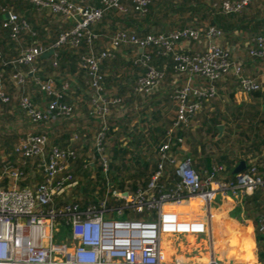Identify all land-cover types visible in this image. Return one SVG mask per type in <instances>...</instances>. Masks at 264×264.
Listing matches in <instances>:
<instances>
[{"label":"built area","instance_id":"obj_1","mask_svg":"<svg viewBox=\"0 0 264 264\" xmlns=\"http://www.w3.org/2000/svg\"><path fill=\"white\" fill-rule=\"evenodd\" d=\"M30 1L37 10H51L75 21L74 29L63 34L55 46L72 38V45L77 47L83 33H86L88 41L91 42L97 36L90 28L99 23L111 8L125 11V0H101V6L96 8H84L70 0ZM252 1L226 2L223 7L227 12H239ZM134 2L137 10L144 12L150 0ZM2 12L7 16L2 27L9 30L11 41L18 40L23 32L31 31L34 34L32 24L25 17L12 14L6 8ZM202 38L209 42L204 53L176 58L177 69L187 73L188 79L172 94L173 100L179 104L176 119L167 130L166 141L157 149V170L148 188L133 196L118 192L112 194L125 200L123 207L110 209L108 201L103 200L99 206L85 209L77 205L55 208L56 197L69 192L77 181L71 171L77 156L70 147L64 149L54 146L48 150V138L44 134L28 133L22 137L16 148V153L29 162L38 160L37 168L44 173V181L35 188L21 187L20 184L26 180L24 173L0 158V264H189L184 260L166 262L161 246L162 237L178 231L197 232L201 228L204 233L205 215L208 213L207 196L213 187L214 191L232 196L235 204L233 209L241 197L253 196L260 191L264 193V178L258 176L261 166L255 161L250 162L245 172L238 174L234 182H228L223 179L227 171L222 167L215 168L207 180H204L195 170L193 159L183 155L187 140L185 133L191 129L203 104L219 96L216 84L222 79L233 75L238 82L237 94L243 96L264 89L256 80L243 74L240 64L231 62L229 53L220 45L223 39L221 30L216 27H210L206 31L185 29L170 36L148 35L144 38L120 32L112 39L111 45L114 50L123 44H131L141 49H147L150 45H162L171 52L175 51L178 44L192 40L201 43ZM256 44V47L250 48L251 56L264 58V37L258 38ZM49 51L50 49L42 46L27 48L13 64L32 66ZM108 55L111 54L108 52ZM84 61V68L89 70L93 78L92 86L96 91L92 114L100 119L101 126L96 136V152L103 160V172L107 175L110 172L105 155V138L110 129L107 125L110 115L108 106L119 104V100L107 101L101 84L98 59L92 55L84 58ZM140 63L147 68V72L138 80L135 89L138 94L150 95L160 88L164 74L150 65L149 56H144ZM52 66L57 68L56 60L52 62ZM34 72L33 68L30 75L33 76ZM197 77L203 78L210 85L207 88L200 87L195 81ZM15 79L19 84L25 81L23 75H17ZM36 82L54 100L44 113L37 109L31 99H23L22 108L32 122H41L50 116L57 119L73 115V106L61 102L62 95L54 90L52 78L45 82L36 79ZM66 88L67 86L64 87L65 90ZM0 97L4 103L9 102V98L2 91ZM77 138L75 135L74 139ZM171 175H176L179 180L168 189V185L162 180L168 181ZM193 202L198 204L197 210H182ZM126 209L146 218L119 219L118 217L125 215ZM110 213H114L116 217H111ZM185 213L195 221L203 220V224L184 222L182 219ZM256 222L258 233L264 237V213L257 216ZM240 223L242 226L246 225L243 220ZM258 264H264V259Z\"/></svg>","mask_w":264,"mask_h":264},{"label":"trees","instance_id":"obj_2","mask_svg":"<svg viewBox=\"0 0 264 264\" xmlns=\"http://www.w3.org/2000/svg\"><path fill=\"white\" fill-rule=\"evenodd\" d=\"M239 1L240 0H150L146 10L142 12L137 10V5L134 0H125V11L111 8L105 14L103 19H106L110 15V19L112 18V20H114V24L121 25L119 28H113L111 34V36H113L112 39L120 32L144 38L148 35L170 36V34L176 31L185 29H202L206 31L210 27H216L223 32V39L220 45L229 53L231 62L234 64H240L243 74L246 75L250 72V64H253V62L264 61V58L253 57L250 54V48L257 46V39L264 37V10H258V13L251 17L246 13V10L253 5L264 7V0H253L247 7L239 12L225 11L223 5L226 2ZM1 6H6V9L8 7L7 10L12 14L20 15L23 13L28 15V13L32 12L42 14V16H40L41 22L38 23L36 28H33V31L39 33L40 38L45 41L44 46H42L44 48H49L46 46H50L51 44L56 45L60 37L63 34L72 31L76 25V23L72 21H68V24L66 25L53 24L52 17H59L60 14H55L51 10H37L30 0H0V8H2ZM249 18H252L250 22ZM26 19L30 22L28 18ZM103 19L99 23H102ZM4 21V13L0 9V72L2 74V77L0 78V91L4 92L9 98V102L4 103L0 97V114H11V119H15L12 117L13 114L19 112L25 120L27 119L29 121L31 126H39L44 129H48L50 126L57 123H61L63 126L68 123L71 117L76 113V106L69 101V96H71L69 94L71 91V80L68 79L69 76H71V78L72 76L73 78L75 77L76 82H78L79 85L81 84L82 86L87 87V89L90 88L91 98L94 100L96 91L92 86L93 78L90 75L89 70L84 68V58L91 57L93 55L92 53H94V57L99 61V74L102 77L101 84L107 101L110 102V100L114 99L119 100V104L117 105H122L125 101H123L120 96L110 97V95H108L106 85L108 81L112 80V78L104 71L106 67H108L110 71L115 70L112 76L115 78L118 77L119 80L123 78V75L121 74L123 71H131L137 75L136 81L138 83V80L144 77L147 72V68L140 63L141 59L144 56H149L150 65L164 74L162 84H171V90H175L180 88L188 79L187 73L181 72L177 69V56H195L198 53H204L209 44L206 38H202L200 42H205L206 45L204 51H192L191 49L182 48V46L186 44H201L192 40L188 43L178 44L175 51L171 52H169L165 46L150 45L147 49H144L143 54H137V56H133V58L124 60L117 56L119 50H111V52H109L111 55H108L106 50L103 51L99 48L98 39L100 33L97 32L96 34L95 31V26L98 25V23L90 28V31L97 36V38H93L91 42L88 41L86 33H83L82 37L79 38L80 43L77 47L72 45V38H70L66 43L58 46L54 45L52 47L55 51L54 56L49 58L42 56L38 58L32 66L21 64L15 65L13 62L16 61L27 48L35 47L29 40V34L31 35L32 32L27 31L22 33L26 36V42H28V47L22 53L21 51H9L8 40L11 41L10 32L9 30L3 29L2 22ZM248 22L249 24H247ZM175 23L179 26L177 29H165V26L170 27L171 24L174 25ZM202 25H204V27H202ZM44 28L48 29L45 30ZM243 30L253 32L252 38L242 41L243 45L244 43L247 44V48L245 47L244 50L237 46L238 41L241 42L237 32ZM44 36H48V40H45L44 38L46 37ZM203 36L205 37V32L203 33ZM126 47L136 51V49H134L136 46L131 44H123L119 49L121 50ZM237 50L242 53L241 58L236 57ZM54 60L57 61L59 68L57 67V69L52 70L50 62H53ZM33 68L35 69V72L34 75L31 76L30 71ZM120 70L122 71L119 72ZM17 75H23L25 77L23 84H19L18 80L15 79V76ZM66 77H68L67 80ZM49 78L54 80V90L62 95L61 102L73 106L74 112L72 116L58 117L57 119H52L50 116L46 120L34 123L28 113L22 108L21 102L23 99L29 98L38 110L46 113L49 104L54 100V97L43 92L40 89L39 84L36 82V79L45 82ZM227 80H234L235 88H233V91L236 93L238 82L233 75H227L222 81L216 84L219 94H222V85L228 82ZM195 81H197V85L202 88H207V86L210 85L206 80H203V78L200 77H197ZM65 86H67L66 90L64 89ZM34 89H36L39 95L42 96L44 101H46V107L35 103L31 94ZM159 89L160 88L155 90L152 94L158 92ZM136 94L146 96L144 94H138L137 92ZM239 95L243 97L242 94ZM249 95L250 100L248 101L244 100L242 97L241 99H238L231 96V98L234 99L232 100L231 105L222 101H216V99L204 103L201 111L196 115L194 120L195 131L193 132L190 129L185 133L186 139H188L190 143V149L186 154L188 153L187 155H190L193 159L195 170L204 179H207L215 168L222 167L226 171L232 173L234 165L241 161L249 164L254 158L264 153V92L258 90ZM16 99L19 100L17 101V105L19 104V110L14 103ZM174 103L178 110L179 104L175 100ZM108 107H110L109 114L113 108H116L114 105L110 104ZM92 111L93 108L90 109L87 115L88 117L90 116L89 119L93 118L91 120H95L98 125L94 140L92 141V137H88V143L90 144V142H93V151L91 153L92 161L95 164L93 167H90L88 164L86 167L84 166L88 160H86L85 152H82L81 135L78 134L77 139H74L73 136V141L71 143L68 142V144H61L58 141L52 143V137L48 131L39 133L44 134L48 138V150L54 146L67 149L69 145L70 149L74 151L77 156L76 161H79V159L84 161V163L81 162L75 168V170L82 175L80 178L81 180H77L78 177L75 176L77 181L70 188V191L73 189L72 191H75L76 193L68 194L69 192H66L57 196L54 204L57 209H60L65 205H77L81 209H85L90 206H99V203L103 200L108 201V207H110V209H118L123 207L126 202L125 200L113 197V192L121 191L133 196L138 191L146 190L150 184L152 176L157 170L156 164L144 161L143 156L141 155H136V158L133 160L131 158L133 152L121 148L120 142L117 139L113 142L114 144L111 149L112 156L110 158V155L108 156L107 153L109 151V148L107 150V146L108 142L110 143V131L113 133V130L109 129L105 138V155L110 166V172L105 175L102 166L103 160L96 152V136L101 129L100 119L92 114ZM168 117H170L169 113L164 116V118L162 113L159 118L153 115V118L157 123H161V126L154 128L155 132H150L151 138L144 140V137H142L145 141L144 143H148L150 147L154 148L156 147L155 145L162 144L166 141L167 130L175 121L171 122ZM109 119L110 115L107 118V125H109L110 128ZM226 123L230 125V128H227ZM220 125H225V133L221 137H219L218 130ZM196 136L199 137L198 140H196ZM21 139L22 138H19L18 142L15 141V139L11 140L12 143H9L10 140H6V142H8L7 145L3 143V145H5L3 149L6 151L0 150V158H4L9 166L22 171L27 180L29 178V160L20 157L16 153V148L20 144ZM205 140H209L210 147L204 142ZM140 143H138L137 148L141 147ZM216 148L218 149L217 153L214 152L217 150ZM4 155H10L11 157L8 158V156L5 157ZM33 162L34 169L43 177V180L40 182L42 183L44 181V173L37 168L38 160ZM112 171L117 172L116 177L112 178ZM171 176L168 181L165 179L162 180V182L168 185V189H171L179 180L176 175ZM258 176L264 178L263 167H260ZM96 179L97 183H94V180ZM234 181L235 176L232 174L230 179H228V182ZM26 184L22 182L20 186H27ZM257 194L247 197L246 204H254L253 210L251 207L250 211L262 214L264 213V205L259 203V197ZM110 216L116 217L114 213H110ZM125 216L126 218L131 219L146 218V216L138 214L130 209L125 210ZM151 219H154V214H152ZM262 241H264V238ZM262 254L261 259L264 257V253Z\"/></svg>","mask_w":264,"mask_h":264},{"label":"crops","instance_id":"obj_3","mask_svg":"<svg viewBox=\"0 0 264 264\" xmlns=\"http://www.w3.org/2000/svg\"><path fill=\"white\" fill-rule=\"evenodd\" d=\"M70 1L78 6L81 7L83 6L84 8H96L99 7L101 3V0H70ZM1 7H2L0 8L1 11L3 8H6V6H1ZM258 10H264V7L262 6L257 7L253 5L252 7H249V9L247 8L246 13L250 15L249 17H251V16H255V14L258 13ZM19 16L28 18L30 20V23L32 24V27L34 28L38 26L39 22H41L40 16H42V14H37L36 12H32V13H28V15L22 13ZM6 18L7 16L4 14V20H6ZM52 18H59V20L62 22L61 25L68 24L67 23L68 21L75 22L72 19H67L66 16H63L61 14L59 17H52ZM251 19L252 18H249V22L251 21ZM249 22L247 24H249ZM113 24H114V20H112V18L110 19V15H109L106 19H103L102 23H99L98 25L95 26L96 34L97 32L100 33L99 35L100 37L98 39V46L103 51L106 50L107 52H111V50H114L111 45V41L113 37L111 36L112 30L114 27L117 28L121 27V25H117L116 23L114 25ZM178 27L179 26L177 23H175L174 25L171 24V26L167 30H175ZM202 27H204V25H202ZM44 29L46 30L48 28H44ZM33 32L35 35L29 34L30 36L29 40L31 41L29 42L31 44L33 43L32 45L34 46H44L45 41L42 38H40L39 36L40 34L37 33L36 31ZM252 34L253 32L244 31V30L237 32V35L241 40V42L238 41L237 46L240 47V49L242 50H244L245 47L247 48V44L244 43L243 45L242 41L249 40L250 38H252L253 36ZM44 37H46L44 38L45 40H48V36H44ZM26 41H27L26 36L24 34H21L18 40H12V41L8 40L9 51L12 52L21 51L22 53L28 47L27 45L28 42ZM54 45L55 44L46 46L49 47L48 49H50V51L47 54L53 51L51 55L46 57L49 58L55 55V51L52 48ZM205 47H206L205 42H202L201 44L193 43L191 45L186 44L182 46V48L191 49L192 51H198V50L204 51ZM134 49H136L137 52L135 50L133 51L132 49H129L128 47L122 48L121 50L117 49L119 50L117 56L125 60V59L133 58V56H137V54L144 53V49L138 47H134ZM92 54L94 55V53ZM241 55L242 53L239 50H237L236 57L241 58ZM50 63L52 70L57 69V68H53L52 61ZM57 67L59 68V65ZM250 67H251L250 72L247 73L246 75L253 78L254 80H257L264 88V61H259L256 63L253 62V64H250ZM104 71L112 78V80L108 81L106 85L107 88L106 90L108 92V95H110V97L120 96L121 99L125 101L122 105H114L116 108H113L112 111L110 112V119H109L110 127L113 129L114 135H119V134L122 135L124 131L129 130L128 120H130L132 116L143 117L142 120L145 121L146 123H149V127H148L149 132L152 131L155 132L154 128H156L157 126L158 127L161 126V123L160 124L157 123L156 120L153 118V115L159 118L162 113L164 118V116H166L169 113L170 121L172 122L175 120L177 109L174 100H172V94L174 90L173 89L171 90L172 88L171 84L170 85H166V83L162 84L158 92H156L155 94L140 96L137 95L135 91L137 85V81H136L137 75H135L131 71H123V73H121L123 75V78L119 80L118 77L115 78L112 76L115 70L110 71V69L106 67ZM121 71L122 70H120L119 72ZM67 78L68 77H66V80ZM68 79L71 80V91L69 93L71 96H69V101L76 106V113L71 117L69 122L64 124L63 126L61 123H57L50 126L48 129H44L39 126L33 127L31 126V124L27 119L25 120V122L27 123L26 128L25 125L24 126L18 125L17 127H14L15 126L14 125L12 127V125L2 126V124H0V150L6 151L5 149H3L5 146L3 145V143H5L6 145L8 143L6 142V140H10L9 143H12L11 140L14 139L15 141L18 142L19 141V139L17 138L18 136L22 138L28 133H42L44 131H48L50 136L52 137L51 138L52 143L54 142L56 143L58 141L61 144L62 143L68 144V142L71 143L73 141V136L79 134L81 135L82 152H85L86 160H88V162L84 166L86 167V165L88 164L90 167H93L95 165L94 162L92 161V154L87 153L88 151H90L91 153L93 151V142H90L91 145H89L88 137L90 136L92 137V141L94 140V136L96 134L97 131L96 129L98 126L96 124V121L91 120L93 118L89 119L90 116L88 117L87 115L90 109L93 108L91 90L90 88H88L89 89L88 90L87 87L82 86L81 84L79 85L78 82H76V78L75 77L73 78V76L72 78L71 76H69ZM262 91L264 92V89ZM31 94L33 99L35 100V103L43 107L47 106L46 101H44V99L42 98V96L39 95L36 89H34ZM235 94H236L235 98L241 99L242 96L237 94V91ZM242 98L245 99L246 96H243ZM17 109L19 110V104L17 105ZM8 126L11 128H8ZM93 128H95V131H93L94 130ZM194 129H195V123H193L191 127V131H194ZM223 134L224 132L222 134L219 133L220 135L219 137H221ZM160 144H157L156 147L153 148L154 149L153 157L155 158L154 164H156L157 148ZM187 151L188 149L186 146L183 155L190 157V155H187L188 153L186 154ZM4 156L5 157L8 156V158L11 157L10 155H4ZM143 159H145V157H143ZM81 162L84 163V161L79 159V161L74 162L71 167V171L74 173L75 176H78L79 174L75 170V168ZM33 163L34 162L31 161L28 163L29 178L24 181V183L25 184L27 183L26 185L31 188H35L43 180V177L40 176V174H38L37 171L34 169ZM240 163L234 165L233 167L234 169L232 173L227 171L226 174H224L223 179L225 181H228V179H230V176L232 174L235 177L238 175V174H234V170ZM214 189L215 188L213 187L212 191H210V193L207 196L208 213L205 215L206 222L210 223L209 225L210 229L207 230L206 234L209 237L211 236V241L209 240L208 237H207L208 240H205L206 238L204 239L197 237L193 238V236H190L191 238L189 239V243L194 245L191 246L190 247L191 250H189L190 252H192V255L187 256L188 258L182 257L179 260H184L189 264H258V262L262 261L261 259L263 255L262 253H264V241H262L264 237L261 236L257 231L256 220H257V216L259 215V212L254 213L252 216L250 207H252V205L254 206V204L247 205L246 204L247 197L245 198L241 197L243 201L242 207L244 208L245 213L248 214L245 217L242 216L244 214L243 208L233 209L232 205L234 203V199L232 197L229 196L228 198H225V196H222V194L219 193L218 191H214ZM72 190L71 191L69 190L68 194H70ZM114 192L122 193L124 195L128 194L126 192H121V191H114ZM257 195L259 197V203L264 205V193L260 191L258 192ZM214 204H215V208L213 207ZM183 208H184L182 209L183 211L188 212L185 206ZM242 220L245 221L246 223L245 226L241 225L240 222ZM171 236L172 235H163L162 237V245L164 252H167V250L176 249L177 247ZM196 240L199 241V243H197ZM165 261L167 262V260Z\"/></svg>","mask_w":264,"mask_h":264},{"label":"rangeland","instance_id":"obj_4","mask_svg":"<svg viewBox=\"0 0 264 264\" xmlns=\"http://www.w3.org/2000/svg\"><path fill=\"white\" fill-rule=\"evenodd\" d=\"M52 22H54V24H62V22L59 20V18H52ZM36 27H34V28H36ZM165 29L167 30V29H169V27L165 26ZM233 81L234 80H231V81L229 80L228 82H226L222 85L223 86V89L221 92L222 94H219V96L216 98V101H222V102L227 103L229 105L232 104V100H234V99H232L231 96L236 97L235 91H233V88H235L234 87L235 83ZM227 84H231L233 86L227 85ZM244 100H246V101L250 100V95H247ZM14 103H15V105L17 104V99L14 101ZM12 117H14L15 119H11V114L0 115V124H2V126L12 125V127L14 125H15L14 127H17L18 125H21V126L25 125V128H26L27 123L25 122V119L19 114V112L14 113ZM168 118H170V117H168ZM142 119H143V117H141V116H136V117L132 116V118L130 120H128L129 130L124 131L122 135L121 134L113 135L112 131H110L111 132L110 143L108 142V146H107V150L109 148V151L107 153H108V156L110 155V158L112 156L111 149H112L113 144H114L113 142L117 139L120 142L121 148H124V149H127V150L133 152V154L131 155V158L133 160L136 158L135 157L136 155L137 156L141 155V156L145 157V159H144L145 161L153 163V164L155 163V158L153 157V153H154L153 147H150V145L148 143H144L145 142L144 140L146 138L151 137L150 132L148 131L149 123H146ZM226 124H227V128H230V125L228 123H226ZM223 126H225V125H223ZM8 128H11V127L8 126ZM93 129H94L93 131H95V128H93ZM110 129L113 130L111 127H110ZM195 129H194V131H195ZM224 130H225V127H224ZM224 130H223V132L225 133ZM6 131H9V130H6ZM142 137H144V140ZM17 138L19 139L20 136H18ZM198 139H199V137L196 136V140H198ZM150 141H152V140H150ZM204 142L210 147L209 140H205ZM138 143H140V145H141L140 148H137ZM89 145H91V144H89ZM186 146H187V149L189 150L190 149L189 148L190 143H189L188 139L186 140ZM217 151H218V149L214 152L217 153ZM87 153L91 154L90 151H88ZM253 160L256 161V163H258L261 167H263L264 166V153L260 156H257ZM116 174H117V172L112 171L113 177H116ZM81 176L82 175L78 174L77 177L79 180H81L80 179ZM94 183H97V179L94 180ZM72 193H76V192L72 191L70 194H72ZM222 196H225V198H228L229 196L232 197L231 195H228V193H222ZM242 202L243 201L241 198V200H239V202H237L236 208H243ZM213 207L215 208V204L213 205ZM232 207H235V204H233ZM253 208H254V206L252 205V210H253ZM243 212H244V214L242 216L245 217L246 215H248L247 213H245L244 208H243ZM254 213H257V212L251 211L252 216ZM118 218L119 219H121V218L125 219L126 216L124 215L123 217H118ZM182 220L184 222H191L193 224H201V223L203 224V220L195 221L192 218H190V216L187 215L186 213L184 214V218ZM183 221H181V222L184 225L183 227H185V224ZM244 223H245V221H244ZM209 225H210V223H207V222L204 223V226L206 229L204 233H202V228H201L200 231H197V232L182 233V231H178L177 233L173 234L171 237H172L173 241L175 242V244L177 245V247H176V249H173V250H167V252H165L167 259L164 257V260H167L168 263H173L182 257L186 258L187 256L192 255V252H190L189 250H191L190 247L194 246V245L189 243V239L191 238L190 236H193V238H195V237L203 238V239L206 238L205 240H208V238H209V240L211 241V236L209 237L206 234L207 230L210 229ZM196 242L199 243V241H197V240H196ZM197 243H196V245H197ZM207 255H210V254H207Z\"/></svg>","mask_w":264,"mask_h":264},{"label":"water","instance_id":"obj_5","mask_svg":"<svg viewBox=\"0 0 264 264\" xmlns=\"http://www.w3.org/2000/svg\"><path fill=\"white\" fill-rule=\"evenodd\" d=\"M52 53H53V51L50 52L49 54H46L45 56H49V55H51ZM218 129H219V133L222 134V133H223V130H224V127H223V126H219ZM246 168H247V164H246V162L242 161V162L236 167V169L234 170V174H240L241 172H243L244 170H246ZM125 196H127V195L125 194Z\"/></svg>","mask_w":264,"mask_h":264},{"label":"bare ground","instance_id":"obj_6","mask_svg":"<svg viewBox=\"0 0 264 264\" xmlns=\"http://www.w3.org/2000/svg\"><path fill=\"white\" fill-rule=\"evenodd\" d=\"M186 207V206H185ZM199 207H198V204L196 203V202H193V203H191V205L190 206H187L186 207V209H187V211L189 212V211H191V210H197ZM161 246H162V251H163V245H162V241H161ZM166 253L163 251V257H165L166 258V255H165Z\"/></svg>","mask_w":264,"mask_h":264}]
</instances>
